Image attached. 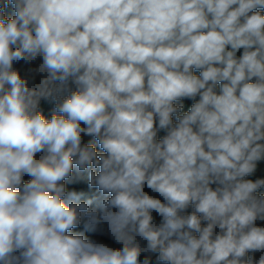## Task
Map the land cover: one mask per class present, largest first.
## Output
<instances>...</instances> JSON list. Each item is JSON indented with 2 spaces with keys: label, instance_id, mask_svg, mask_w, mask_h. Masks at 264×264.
I'll return each instance as SVG.
<instances>
[{
  "label": "clouds",
  "instance_id": "clouds-1",
  "mask_svg": "<svg viewBox=\"0 0 264 264\" xmlns=\"http://www.w3.org/2000/svg\"><path fill=\"white\" fill-rule=\"evenodd\" d=\"M261 161L264 0H0V264H264Z\"/></svg>",
  "mask_w": 264,
  "mask_h": 264
},
{
  "label": "trees",
  "instance_id": "trees-1",
  "mask_svg": "<svg viewBox=\"0 0 264 264\" xmlns=\"http://www.w3.org/2000/svg\"><path fill=\"white\" fill-rule=\"evenodd\" d=\"M11 6L6 10V15H11ZM242 51V50H241ZM241 53H238V55H240ZM42 61L40 59H37L36 61L31 62L30 64H25L23 61H21L19 64L14 65V67L18 68L21 71L22 75L28 76L30 75L29 69L30 68H34V67H38L39 63H41ZM195 74H199L198 72H196ZM40 76L37 75L36 77V82L39 83L40 80ZM179 103H183L184 104V109L182 111H187L188 108L191 106V103H193V101L191 100H181L178 101L177 104ZM41 110L44 112L45 116H47L49 119L51 117L52 114V110L54 109V101H45L42 100L41 101ZM174 121H175V117H173ZM165 133L163 132V130L161 132L158 133V138H161ZM83 142L84 143H91L93 144L98 152H101L102 149H100L98 142L95 140L94 137H90V136H84L83 137ZM39 155V154H38ZM98 172V169H97ZM76 172H73V177H76ZM80 175V179L76 182V183H68L67 181L66 183V187L68 188V190H76L78 193L82 192L83 195L80 197V200L77 201V203L80 202H84L87 201L89 199L93 200V204L90 205L91 207H95L96 201H95V197H98L100 194L98 192V189L96 188H89L88 187V172L85 171L84 173L79 174ZM248 179H258V178H264V161H261L258 163L257 166V171L250 177H246ZM30 179L29 177L25 176L24 180L25 182H27V180ZM145 191L148 192L149 195L152 196H156L157 198H160L158 196V194L151 192L150 189H148L145 186ZM261 194H264V188L259 190ZM189 211H191V209H189ZM154 216L156 218L157 221H159V217L156 216V214L154 213ZM257 225L264 227V221H257ZM72 234H83L86 238L88 239H94L97 240L99 242H103V243H107L109 246L111 247H120L121 245H117L115 244V242L108 236H101L98 233H93L90 231H87L84 228V223L82 222L80 226L72 229ZM261 253L257 252V253H249V256H255L256 259L259 258V255ZM144 254H142L141 259H143ZM152 260L155 264V255L152 256Z\"/></svg>",
  "mask_w": 264,
  "mask_h": 264
}]
</instances>
